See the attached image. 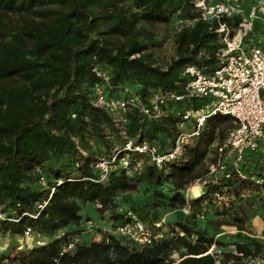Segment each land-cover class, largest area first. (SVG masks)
Wrapping results in <instances>:
<instances>
[{"label": "trees", "instance_id": "1", "mask_svg": "<svg viewBox=\"0 0 264 264\" xmlns=\"http://www.w3.org/2000/svg\"><path fill=\"white\" fill-rule=\"evenodd\" d=\"M239 1L246 10L257 2ZM197 15L194 0H0V234L25 235L30 228L44 241L9 246L0 264H224L212 247L229 244L234 251L225 255L232 264L264 258V240L254 234L244 207L235 213L225 210L212 223L215 230L235 225L237 232L228 242L210 233L193 213L170 223L182 234L151 246L105 232L63 252L83 232L80 226L93 219L83 211L85 205L99 204L100 213L109 208L113 221L121 220L126 211L118 212V196L151 184L155 200L143 206L155 209L162 201L172 208L183 206L184 191L207 172L203 166L212 143L224 139L233 126L229 115L209 117L183 154L162 168L144 155L121 150L102 178L97 162L122 149L126 138L122 127L89 97L97 82L95 66L109 69L114 83L130 85L147 102L153 90L182 93L189 65L213 70L220 40L209 23L198 21L176 32V55L165 67L157 65L151 50L157 44L154 33L143 25ZM127 118L129 137L156 141L162 148L171 145L185 121L174 110L163 119L147 120L131 109ZM126 155L132 167L138 159L143 166L128 172L120 161ZM242 169L247 179L235 175L220 185L208 182L205 193L191 200L193 206L214 201L212 193L218 189L232 198L248 190L258 196L264 184L253 178L264 174L261 154L248 152ZM73 224L76 228L69 229Z\"/></svg>", "mask_w": 264, "mask_h": 264}, {"label": "built area", "instance_id": "2", "mask_svg": "<svg viewBox=\"0 0 264 264\" xmlns=\"http://www.w3.org/2000/svg\"><path fill=\"white\" fill-rule=\"evenodd\" d=\"M194 4L198 15L175 21L177 32L183 27L194 26L198 21L209 23L215 29L220 46L216 51V67L213 70L189 65L185 68L189 80L182 93L172 89L153 90L147 102L130 85L114 83L109 69L95 66L93 72L97 82L89 93L91 104L106 111L115 125L122 127L121 133L126 138L122 149H115L111 158L103 157L97 162L96 167L101 170L102 178L107 176L121 150L144 155L149 164L162 168L183 154L187 144L203 131L209 117L222 113L232 118L233 126L226 137L222 140L217 137L211 145L204 161L206 177L198 178L194 182L196 185L192 183L186 190V203L181 210L187 216L196 209L191 200L205 193L208 182L220 185L221 180L235 175L247 179L242 164L248 152H259L261 164L264 165V45L254 38L257 23L264 28V0H258L247 10L239 0H194ZM236 17L239 20L234 23ZM196 100L202 101V105L178 106L181 102L186 105ZM131 109L138 110L147 120L163 119L174 110L185 121L171 145L162 148L156 141L138 140V137L127 135L125 125ZM120 161L128 172L143 166L142 159H138L132 167L128 155ZM253 179L258 185L264 184V174ZM194 186L198 187V194L192 190ZM212 196L220 201L226 194L218 189ZM207 204V201L201 203V208L196 212L198 219L206 218L203 209ZM87 226L81 234L94 230L92 222H87ZM104 230L141 247L182 234L178 225H172L164 218L145 224L131 210L126 212L124 219L111 222ZM30 234L29 228L26 235ZM81 237H74L64 246L63 252L75 250L81 243Z\"/></svg>", "mask_w": 264, "mask_h": 264}, {"label": "rangeland", "instance_id": "3", "mask_svg": "<svg viewBox=\"0 0 264 264\" xmlns=\"http://www.w3.org/2000/svg\"><path fill=\"white\" fill-rule=\"evenodd\" d=\"M143 25L147 30L154 33L155 42H157V44L151 50L157 65L165 67L166 64H168L176 55L174 39L177 32V23H144ZM205 167L206 166H203L204 171L207 170ZM203 177H206V172L203 173ZM193 185H196V183H194ZM152 189L153 186L151 184H144L142 185L139 192H125L123 194H120L117 198L120 203L118 209L120 208V210L127 212L131 210L130 205L138 204L143 206L146 203L151 202L153 199L155 200V198H153L152 196ZM186 190L184 191L185 194ZM250 193L251 192L248 190L245 191L240 197L232 198L231 196L227 195L224 199H221L220 201L214 200L209 202V204H207L203 209L206 214V218L198 219V221L203 227L207 228L210 233H215L218 239L227 242L232 241L231 235L237 232L235 225H223L220 229L215 230L212 227V223L215 220L224 217L223 212L225 210H230L231 213H235L239 209V207H244V209H246L248 214L250 215V222L254 234L264 240V189L260 191L258 196H255L254 194ZM98 206L99 204H87L83 209L84 212H89L91 214L93 218L91 219V221L94 225V230L87 231L83 234L80 233V235H82L81 243L100 239L102 235L106 232L104 228L110 225V223L114 220L111 213V209L108 208L107 210H105V212L100 213L97 210ZM160 207L172 208L169 207V205L165 201L161 202ZM171 211L173 213H170L166 216V220L168 222H170L169 220H173V222L170 223L182 221L187 217V215L182 212L181 206L172 208ZM197 211L198 209H194L193 213L196 215ZM86 222H84L83 225L80 226L82 229H86L88 227ZM70 227H72L71 229H75L76 225L73 224ZM42 242H44L43 239L32 233L30 235H11L8 233L0 234V255L3 252H6L7 248L11 245H16L19 248H24L26 246L32 247L34 244H41ZM212 249L214 253L220 255V259L225 260L224 264L233 263V260L226 259L225 255V253L227 252L234 251L233 245L229 244L224 247L213 246ZM175 256L178 257V253H175ZM243 263L264 264V258H262V256H258L255 259L245 260Z\"/></svg>", "mask_w": 264, "mask_h": 264}, {"label": "crops", "instance_id": "4", "mask_svg": "<svg viewBox=\"0 0 264 264\" xmlns=\"http://www.w3.org/2000/svg\"><path fill=\"white\" fill-rule=\"evenodd\" d=\"M254 38L261 41V44L264 45V28L261 26L260 23H257L256 30L254 32ZM264 94V93H263ZM131 211L136 214V216L141 219L145 224H152L155 221H158L160 219H166L167 215L170 213H173L171 211L172 208H164V207H158L155 209H150L147 206H141V205H130ZM119 213H124L125 211L118 209ZM170 222H173V220H169ZM88 222H92L91 220ZM87 223V222H86ZM72 227H69L71 229Z\"/></svg>", "mask_w": 264, "mask_h": 264}, {"label": "bare ground", "instance_id": "5", "mask_svg": "<svg viewBox=\"0 0 264 264\" xmlns=\"http://www.w3.org/2000/svg\"><path fill=\"white\" fill-rule=\"evenodd\" d=\"M196 194H198V187H193V189H192Z\"/></svg>", "mask_w": 264, "mask_h": 264}]
</instances>
